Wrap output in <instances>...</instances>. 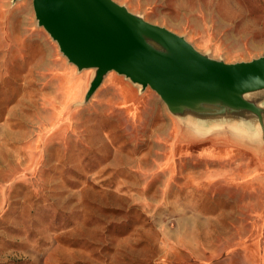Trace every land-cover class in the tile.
Here are the masks:
<instances>
[{
    "label": "rangeland",
    "instance_id": "374dc122",
    "mask_svg": "<svg viewBox=\"0 0 264 264\" xmlns=\"http://www.w3.org/2000/svg\"><path fill=\"white\" fill-rule=\"evenodd\" d=\"M226 62L264 53V0H114ZM0 0V264H264V136L172 115L111 71L92 96Z\"/></svg>",
    "mask_w": 264,
    "mask_h": 264
},
{
    "label": "water",
    "instance_id": "95a60500",
    "mask_svg": "<svg viewBox=\"0 0 264 264\" xmlns=\"http://www.w3.org/2000/svg\"><path fill=\"white\" fill-rule=\"evenodd\" d=\"M36 24L78 71L93 69L87 101L113 71L149 87L167 110L206 129L235 125L264 136V53L226 62L114 0H31Z\"/></svg>",
    "mask_w": 264,
    "mask_h": 264
}]
</instances>
